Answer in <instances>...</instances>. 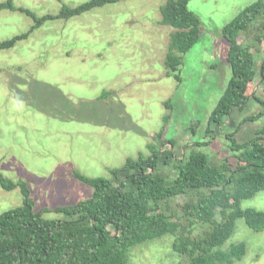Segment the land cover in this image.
<instances>
[{
	"label": "rangeland",
	"instance_id": "374dc122",
	"mask_svg": "<svg viewBox=\"0 0 264 264\" xmlns=\"http://www.w3.org/2000/svg\"><path fill=\"white\" fill-rule=\"evenodd\" d=\"M87 1L11 0L37 17ZM256 1L189 0L200 37L177 71L165 66L173 32L160 23L165 0H127L69 20L47 21L26 40L0 51V173L28 184L35 210L50 209L43 218L63 220L52 210L86 200L93 192L73 171L108 178L109 170L121 168L127 159L149 156L148 145L172 141L173 148L166 144L162 149L180 158L184 146L206 141L210 143L184 152H201L213 164L228 158L234 163L236 154L225 136L243 119L260 113L242 125L235 139L245 143L264 127V77L253 85L255 97L242 109H233L216 135L205 138V131L232 77L222 29ZM32 25L24 13L0 10V42ZM243 34L236 40L251 45L253 34ZM253 54L257 64L264 58L263 49ZM103 93L109 96L102 98ZM159 132L161 140L156 139ZM168 175L174 178L176 172ZM183 200L169 204L179 217ZM21 204L18 188L6 192L0 187V215ZM240 207L264 210V191ZM173 241L164 235L137 245L127 264H185L172 250ZM237 243L245 244L246 253L234 264H264V231L254 232L237 219L222 250Z\"/></svg>",
	"mask_w": 264,
	"mask_h": 264
},
{
	"label": "trees",
	"instance_id": "16d2710c",
	"mask_svg": "<svg viewBox=\"0 0 264 264\" xmlns=\"http://www.w3.org/2000/svg\"><path fill=\"white\" fill-rule=\"evenodd\" d=\"M124 1L127 0H89L76 7L62 5L56 15L37 17L7 0L0 4V10L24 13L33 25L26 33L0 42V51L26 40L47 21L69 20ZM188 2L165 0L159 8L160 23L173 30L165 65L169 71H177L183 56L200 37L199 20L188 10ZM248 32L253 34L251 45L236 40L240 33ZM222 36L229 46L227 60L232 77L208 119L205 138L219 132L223 119L233 109H242L255 97L251 95L253 85L257 78L264 77V58L257 64L253 56L255 50L259 54L264 50L261 0L227 23ZM107 96L108 93L102 94V98ZM262 115L243 119L225 136L231 152L236 154L231 157L234 163L228 158L213 164L201 152H184L208 145L210 142L206 141L184 146L177 158L171 150L162 149L166 144L174 147L172 141L164 140L156 146L148 145L149 156L129 158L121 168L109 170L108 178H88L73 171L72 176L93 192L86 200L52 210L63 216V220L43 218L50 209L35 210L28 184L11 181L0 173L1 189L9 192L18 188L22 197L21 206L0 215V264H127L133 247L164 235L174 237L172 250L185 264L240 261L246 253L244 243L231 245L226 251L222 246L233 234L237 219H242L254 232L264 231V210L240 207L242 201L264 191V127L245 143L237 142L235 137L244 123ZM230 126H233L231 122ZM156 139H163V132ZM171 170L176 172L174 178L168 175ZM178 198L184 199L180 217L169 207Z\"/></svg>",
	"mask_w": 264,
	"mask_h": 264
},
{
	"label": "water",
	"instance_id": "95a60500",
	"mask_svg": "<svg viewBox=\"0 0 264 264\" xmlns=\"http://www.w3.org/2000/svg\"><path fill=\"white\" fill-rule=\"evenodd\" d=\"M262 64H264V62H263ZM259 74L262 75V66H261V68H260V72H259Z\"/></svg>",
	"mask_w": 264,
	"mask_h": 264
}]
</instances>
